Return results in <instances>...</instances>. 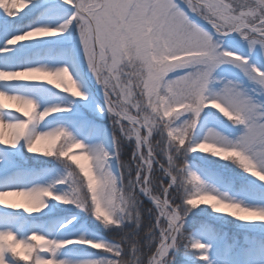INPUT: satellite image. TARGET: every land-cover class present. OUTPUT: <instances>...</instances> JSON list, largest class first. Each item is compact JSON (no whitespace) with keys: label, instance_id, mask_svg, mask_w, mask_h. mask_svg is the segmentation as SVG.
Returning <instances> with one entry per match:
<instances>
[{"label":"snow or ice","instance_id":"1","mask_svg":"<svg viewBox=\"0 0 264 264\" xmlns=\"http://www.w3.org/2000/svg\"><path fill=\"white\" fill-rule=\"evenodd\" d=\"M0 264H264V0H0Z\"/></svg>","mask_w":264,"mask_h":264},{"label":"rangeland","instance_id":"2","mask_svg":"<svg viewBox=\"0 0 264 264\" xmlns=\"http://www.w3.org/2000/svg\"><path fill=\"white\" fill-rule=\"evenodd\" d=\"M60 143H62V141H58L57 146H59ZM78 153H79V150H76V149L73 150V154H78ZM11 199H20V198H11ZM225 230L229 232L232 231L230 227L226 228Z\"/></svg>","mask_w":264,"mask_h":264},{"label":"trees","instance_id":"3","mask_svg":"<svg viewBox=\"0 0 264 264\" xmlns=\"http://www.w3.org/2000/svg\"><path fill=\"white\" fill-rule=\"evenodd\" d=\"M181 252H183V249H181Z\"/></svg>","mask_w":264,"mask_h":264}]
</instances>
